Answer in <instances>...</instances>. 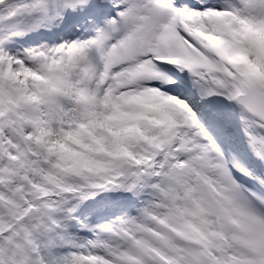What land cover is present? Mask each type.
<instances>
[{"label":"snow or ice","instance_id":"1","mask_svg":"<svg viewBox=\"0 0 264 264\" xmlns=\"http://www.w3.org/2000/svg\"><path fill=\"white\" fill-rule=\"evenodd\" d=\"M0 264H264V0H0Z\"/></svg>","mask_w":264,"mask_h":264}]
</instances>
